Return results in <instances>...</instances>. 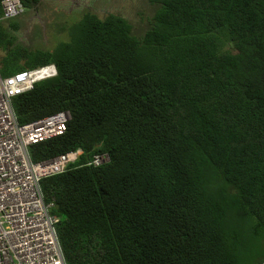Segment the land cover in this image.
I'll return each instance as SVG.
<instances>
[{
    "label": "trees",
    "instance_id": "1",
    "mask_svg": "<svg viewBox=\"0 0 264 264\" xmlns=\"http://www.w3.org/2000/svg\"><path fill=\"white\" fill-rule=\"evenodd\" d=\"M149 1L142 37L122 16L87 12L54 50L16 46L19 24L0 23L3 77L58 69L15 98L20 124L71 113L32 160L83 151L41 182L65 262L261 263L264 0ZM95 156L109 161L90 166Z\"/></svg>",
    "mask_w": 264,
    "mask_h": 264
},
{
    "label": "built area",
    "instance_id": "2",
    "mask_svg": "<svg viewBox=\"0 0 264 264\" xmlns=\"http://www.w3.org/2000/svg\"><path fill=\"white\" fill-rule=\"evenodd\" d=\"M25 12L21 0H4L0 23L16 20ZM57 76L55 64L10 77L0 72V264H66L56 228L59 218L52 214L55 204L46 201L41 182L64 173L83 151L36 163L30 148L63 135L71 113L63 111L22 125L14 108L16 97ZM106 160L95 156L89 165L98 167Z\"/></svg>",
    "mask_w": 264,
    "mask_h": 264
},
{
    "label": "rangeland",
    "instance_id": "3",
    "mask_svg": "<svg viewBox=\"0 0 264 264\" xmlns=\"http://www.w3.org/2000/svg\"><path fill=\"white\" fill-rule=\"evenodd\" d=\"M157 10L158 5L149 0H42L35 9L12 21L19 29H11V35L16 46L54 50L70 40L69 31L91 12L100 18L122 16L131 23L133 34L142 37L151 29Z\"/></svg>",
    "mask_w": 264,
    "mask_h": 264
},
{
    "label": "water",
    "instance_id": "4",
    "mask_svg": "<svg viewBox=\"0 0 264 264\" xmlns=\"http://www.w3.org/2000/svg\"><path fill=\"white\" fill-rule=\"evenodd\" d=\"M108 161H109V159L107 158L106 162H108Z\"/></svg>",
    "mask_w": 264,
    "mask_h": 264
},
{
    "label": "flooded vegetation",
    "instance_id": "5",
    "mask_svg": "<svg viewBox=\"0 0 264 264\" xmlns=\"http://www.w3.org/2000/svg\"><path fill=\"white\" fill-rule=\"evenodd\" d=\"M41 1H42V0H41ZM21 17H22V16H21ZM19 18H20V17H19ZM19 18H18V19H19Z\"/></svg>",
    "mask_w": 264,
    "mask_h": 264
}]
</instances>
